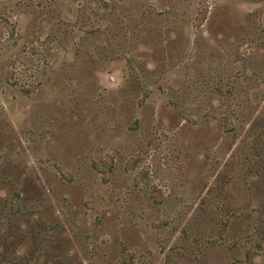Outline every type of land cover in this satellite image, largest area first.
Segmentation results:
<instances>
[{"label": "rangeland", "instance_id": "374dc122", "mask_svg": "<svg viewBox=\"0 0 264 264\" xmlns=\"http://www.w3.org/2000/svg\"><path fill=\"white\" fill-rule=\"evenodd\" d=\"M0 264H264V0H0Z\"/></svg>", "mask_w": 264, "mask_h": 264}]
</instances>
